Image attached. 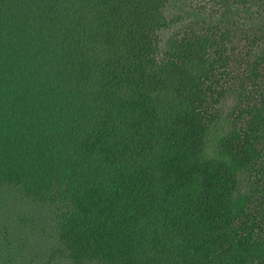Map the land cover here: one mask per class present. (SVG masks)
I'll return each instance as SVG.
<instances>
[{
    "label": "trees",
    "instance_id": "16d2710c",
    "mask_svg": "<svg viewBox=\"0 0 264 264\" xmlns=\"http://www.w3.org/2000/svg\"><path fill=\"white\" fill-rule=\"evenodd\" d=\"M0 264H264V0H0Z\"/></svg>",
    "mask_w": 264,
    "mask_h": 264
}]
</instances>
